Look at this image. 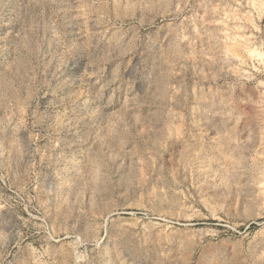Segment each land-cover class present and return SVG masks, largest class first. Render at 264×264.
<instances>
[{"label":"rangeland","instance_id":"374dc122","mask_svg":"<svg viewBox=\"0 0 264 264\" xmlns=\"http://www.w3.org/2000/svg\"><path fill=\"white\" fill-rule=\"evenodd\" d=\"M0 264H264V0H0Z\"/></svg>","mask_w":264,"mask_h":264},{"label":"crops","instance_id":"0c3cea01","mask_svg":"<svg viewBox=\"0 0 264 264\" xmlns=\"http://www.w3.org/2000/svg\"><path fill=\"white\" fill-rule=\"evenodd\" d=\"M158 113V112H157ZM199 113L200 115H205V116H210V117H224V116H227V112H197ZM237 116V115H235ZM214 127V128H213ZM220 127V130L219 131H216L218 128ZM222 124H221V120L220 119H214L210 122V126H209V132L208 133H211L212 131H215V132H218L219 135H212V137H214L216 140H219V137H221L222 135V132H224V130H222ZM226 127V126H225ZM181 139H184V137H190V139H195V140H204V136L203 134H200V133H193L191 135V133L189 131H184L180 134ZM210 140L212 138H209Z\"/></svg>","mask_w":264,"mask_h":264},{"label":"bare ground","instance_id":"6f19581e","mask_svg":"<svg viewBox=\"0 0 264 264\" xmlns=\"http://www.w3.org/2000/svg\"><path fill=\"white\" fill-rule=\"evenodd\" d=\"M144 9V8H143ZM141 9V10H143ZM140 10L139 8H137L136 6H134L131 10L128 11V13L126 14H123V15H116V19L122 21V22H125L126 20L128 19H132L135 17V15H137V11ZM140 10V11H141ZM142 16H140L141 18ZM142 19V18H141ZM139 21H141L139 19ZM154 21L155 19L154 18H147L146 16L143 17V21H141L142 23H145L147 25H153L154 24ZM95 162V163H93ZM88 166L92 169H96V168H99L101 166V163L100 162H96L95 160H92L89 162ZM111 214H113V212H108L105 217H109Z\"/></svg>","mask_w":264,"mask_h":264}]
</instances>
